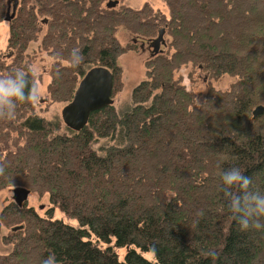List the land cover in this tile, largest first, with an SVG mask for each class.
I'll return each mask as SVG.
<instances>
[{"label":"trees","instance_id":"trees-1","mask_svg":"<svg viewBox=\"0 0 264 264\" xmlns=\"http://www.w3.org/2000/svg\"><path fill=\"white\" fill-rule=\"evenodd\" d=\"M107 1H17L0 79L19 72L25 99L0 106V190L47 193L77 226L54 218L52 207L40 216L25 206L28 197L21 206L11 201L0 212V223L12 227L0 264L50 256L56 264H264V228L242 231L231 210L233 199L264 195V110L252 116L264 108V0H162L167 13ZM4 10L0 0V21ZM119 28L132 42L120 43ZM161 28L164 44L150 51L126 108L95 110L79 131L35 114L25 55L39 35L52 58L50 96L67 104L96 66L111 72L113 99L118 57L149 46ZM188 64L207 80L234 81L226 90L208 84L196 103L175 79ZM233 168L247 186L225 183ZM114 248L125 249L123 259Z\"/></svg>","mask_w":264,"mask_h":264},{"label":"rangeland","instance_id":"rangeland-1","mask_svg":"<svg viewBox=\"0 0 264 264\" xmlns=\"http://www.w3.org/2000/svg\"><path fill=\"white\" fill-rule=\"evenodd\" d=\"M118 2L119 1L117 0V6H119ZM3 3L5 8V16L7 5L5 0H3ZM122 3L132 8H140L144 3H149L152 5L153 9H159L167 13V8L165 7L162 0H124ZM11 6L12 2L10 3L9 13L12 9ZM8 32L9 22L6 20L0 21V54L7 55V61H9L11 58L8 57L9 51L6 47ZM116 35L120 43L123 45L130 43L133 40L132 35L122 28H119ZM40 39L41 35H39L36 40L31 41L28 44L25 55V60L30 63V71L35 82V94L38 96L37 100L33 101V109L35 114L47 120L54 118L61 119V110L66 103L58 100L54 101L50 96L48 85L51 81L49 72L52 65V58L49 57L47 52L41 48ZM137 44L139 46L140 41ZM164 49L165 47H163V50ZM149 57L150 51L148 50L147 44L141 48L139 46L137 51L125 52L118 57V62L122 68V74L121 89L119 92H116L113 97V104L117 109L126 108L130 104L131 90L142 79H144L146 72L145 61ZM175 79L179 80L182 85H184L188 90H191L196 95V103L203 101L208 84H211L215 89L226 90L228 89L230 83L234 81L233 78L228 76L207 80L206 76L200 70H195L190 64L178 70L175 73ZM12 188L13 187L0 190V212L7 204L13 201ZM25 206L32 207L34 211L40 216H44L46 211L52 207L54 218L61 219L63 222L70 225L77 226V222L74 219L65 215L57 207H53V205L49 202L47 193L38 194L36 192L34 193L33 191H30ZM3 224L4 222H1L0 253L5 254L11 248V245L4 242L3 236H8L12 227L8 228ZM110 245H113V243H110ZM114 249L117 251L119 259H123L125 249ZM141 254L149 260L154 259L152 252L141 251Z\"/></svg>","mask_w":264,"mask_h":264},{"label":"water","instance_id":"water-1","mask_svg":"<svg viewBox=\"0 0 264 264\" xmlns=\"http://www.w3.org/2000/svg\"><path fill=\"white\" fill-rule=\"evenodd\" d=\"M4 20L10 21L15 14L17 0H14L11 13H9V0L7 1ZM117 0H108L107 7H115ZM164 29L158 30L157 37L150 40L152 52L156 53L163 43ZM112 74L102 66H96L89 69L78 82L74 95L69 103L64 105L61 110V119L70 129L79 131L88 122L90 113L113 104L112 94ZM263 106H257L253 110V118L263 112ZM29 189L24 187H15L12 189V200L19 206L26 200ZM1 230V223H0Z\"/></svg>","mask_w":264,"mask_h":264},{"label":"clouds","instance_id":"clouds-1","mask_svg":"<svg viewBox=\"0 0 264 264\" xmlns=\"http://www.w3.org/2000/svg\"><path fill=\"white\" fill-rule=\"evenodd\" d=\"M76 65L81 62L80 56H75L74 61ZM24 81L22 75L18 72L15 78L0 79V106L12 104L13 98L24 100L25 93L23 91ZM32 100L36 101L38 96L33 93ZM223 179L226 184H240L247 186L250 183L248 177L243 176L241 171L237 168L223 174ZM231 210L234 215V219L238 220L240 229L242 231L248 230L250 227L253 229H262L264 224L261 223V219H264V195H252L245 197L243 201L241 199H233L231 204ZM249 217H255L250 224ZM210 257H215L217 252L215 250H209L207 253ZM42 264H56L55 256H50L45 259Z\"/></svg>","mask_w":264,"mask_h":264},{"label":"flooded vegetation","instance_id":"flooded-vegetation-1","mask_svg":"<svg viewBox=\"0 0 264 264\" xmlns=\"http://www.w3.org/2000/svg\"><path fill=\"white\" fill-rule=\"evenodd\" d=\"M6 1V5L8 6V4H7V0H5ZM18 1V0H17ZM12 2V4H13V2H14V0H10V3ZM9 7H10V4H9ZM11 8H12V6H11ZM16 9V8H15ZM12 10V9H11ZM11 13V12H10ZM160 46H162V45H160ZM148 50L149 51H151L152 52V48H151V46H150V44H149V46H148Z\"/></svg>","mask_w":264,"mask_h":264},{"label":"bare ground","instance_id":"bare-ground-1","mask_svg":"<svg viewBox=\"0 0 264 264\" xmlns=\"http://www.w3.org/2000/svg\"><path fill=\"white\" fill-rule=\"evenodd\" d=\"M7 1H8V0H7ZM13 3H14V2H13ZM9 4H10V0H9ZM12 6H13V4H12ZM156 37H157V35H156ZM154 38H155V37H154ZM152 39H153V38H152ZM149 44H150V43H149ZM163 44H164V42H163V43H160V45H163ZM151 48H152V47H151ZM90 69H91V68H90ZM75 90H76V89H75ZM74 92H75V91H74ZM73 95H74V93H73ZM254 109H255V108H254ZM254 109H253V110H254ZM252 116H253V111H252ZM27 197H28V196H27ZM26 200H27V198H26ZM26 200H25V201H26ZM25 201H24V202H25Z\"/></svg>","mask_w":264,"mask_h":264}]
</instances>
